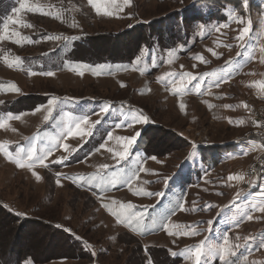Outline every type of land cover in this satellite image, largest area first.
<instances>
[{"label":"rangeland","instance_id":"obj_1","mask_svg":"<svg viewBox=\"0 0 264 264\" xmlns=\"http://www.w3.org/2000/svg\"><path fill=\"white\" fill-rule=\"evenodd\" d=\"M223 1L0 0V264H196L180 253L203 242L221 211L250 208L247 184L261 180L248 170L264 141L247 135L264 101L243 70L250 1L233 24ZM20 2L43 14L14 12ZM197 5L206 20L180 19ZM235 54L243 62L222 78ZM140 113L148 122L134 121ZM54 143L47 167L14 162L20 147L40 155ZM252 200L214 264H264V243L244 254L248 235L264 231ZM129 203L139 222L112 214Z\"/></svg>","mask_w":264,"mask_h":264},{"label":"crops","instance_id":"obj_2","mask_svg":"<svg viewBox=\"0 0 264 264\" xmlns=\"http://www.w3.org/2000/svg\"><path fill=\"white\" fill-rule=\"evenodd\" d=\"M217 1H214L212 5H216ZM211 5V8H214ZM238 5L240 8H242L244 5L242 2H238V0H224L222 2V6L219 8L224 14L223 18H231L232 15L233 21L230 22L233 24L235 19V11L238 9ZM249 9L248 14H244L242 12V15H246L247 17H250V21L247 22L246 25V31H245V39H244V47H245V57H244V66L243 70L245 73H250L251 78L246 79V88L252 90V95H254L255 99L263 102L264 101V0H250V5L247 7H244ZM239 10V9H238ZM241 10V9H240ZM247 11V10H246ZM206 10H204L203 7L199 8V5H197L196 13L194 10H188L187 12H183L182 14H179L180 19H183L188 23L189 16H196L197 18H194L195 20L201 19L206 20L205 16ZM195 14V15H194ZM205 22V21H204ZM236 23V22H235ZM230 24V25H231ZM180 37L183 38V35L180 33ZM186 40V36L184 37V41ZM205 40V39H204ZM227 60V61H226ZM225 61L230 66L233 62L234 65V71H229L227 75H225L222 78H227L228 76L232 75L233 72L237 71V66H240L238 64H241L243 62V57L238 55H231L226 57ZM242 72V71H241ZM260 150L264 149V145L259 142L258 144ZM260 181V180H256ZM248 188L251 193L249 201L250 202V208L253 205L252 199H257V202L260 203V207H264V180H261L260 183L254 182L247 184ZM245 210V213L237 212L235 211H229V210H223L219 213L217 216V223L213 227L212 231H210L207 234V237L203 239V242L207 243V245H224V237H227V243L230 241V236H227L228 232L231 233L232 230L237 229L240 225V219L244 217L247 220L248 218L252 216V210L251 209ZM264 212V211H262ZM219 217V218H218ZM232 234V233H231ZM261 239L263 241H261ZM237 239L233 240L235 242ZM257 241H261L260 243ZM232 242V241H230ZM264 243V231L261 233H252L248 235V238L245 241V255L250 256L251 251L260 244ZM246 251H249L246 253ZM227 256V255H226ZM218 257V256H217ZM216 258H213L210 264H214L217 260ZM219 258V257H218ZM226 260V259H225Z\"/></svg>","mask_w":264,"mask_h":264},{"label":"snow or ice","instance_id":"obj_3","mask_svg":"<svg viewBox=\"0 0 264 264\" xmlns=\"http://www.w3.org/2000/svg\"><path fill=\"white\" fill-rule=\"evenodd\" d=\"M130 2V0H124L125 4H128ZM89 3H92V0H89ZM113 3H115V0H113ZM242 4H244L245 6L247 5V0H242ZM21 10H25L28 12H41L42 13V9L40 8H32L30 7L26 2H20L19 3V8L14 9V12L19 13ZM97 11H99V9H97ZM43 14V13H42ZM110 14V13H108ZM10 22L13 24L19 23V21L17 20H11ZM24 27H29L30 25H22ZM8 29V24H4V30L7 31ZM13 35H18V33H13ZM56 39H59L60 37H55ZM239 39H242L243 37H238ZM0 39H3V37H0ZM65 40H67V37H64ZM16 43H20L19 40L15 41ZM17 62H19V58H17ZM10 67H14L15 64H11L9 65ZM98 67H103V66H98ZM46 75H53V73L48 72L45 73ZM81 75L83 74V72L80 73ZM192 79H196L195 77H192ZM123 86V85H122ZM217 86H219L217 84ZM14 87V86H13ZM195 88L198 90L200 88V84L197 83L195 85ZM16 91H19V89H15ZM0 103H2V101H0ZM58 99L56 97H52L50 100V104L48 107V112H49V116L51 115V112L54 110L55 107L58 106ZM184 105L181 104V108H183ZM227 107H232V106H227ZM103 112L107 113L109 110V105H103L102 109ZM49 116H46L45 119L47 120L49 118ZM84 121H87V117L83 118ZM135 122H148V117L144 116L143 113H140L137 117L134 118ZM76 129L77 131H79L80 129V124L77 123L76 124ZM72 133V128L68 127L66 130H62L61 135H69ZM91 133H89L90 135ZM137 136H139V133H137L135 136L131 137L128 140V143L131 144L132 142H134L137 138ZM32 139H38V137H33ZM120 139H128V138H120ZM60 146L59 144L54 143L52 145V147L48 148L46 151H42L40 155H37V149H36V144H32L27 150H26V154H25V149L23 147H20L17 152L15 153L17 159L14 161L18 166L20 167H24V163H22L23 160H27L28 163V167H32V164L34 162H39L41 165L47 167V165L45 164V160L47 159V157L51 154V152L53 151V149L55 147ZM66 150L68 149V145L64 144L62 145ZM69 157H64L63 159L60 160H56L53 161V163H59V164H63L66 160H68ZM154 159V158H153ZM103 168H107V165H103ZM58 176H60L61 174H57ZM37 179H39V177L37 176ZM95 177H89L87 178V180L85 182H87L88 184H92V182L95 180ZM124 181H126L127 177L123 178ZM229 180L233 179V177H229ZM80 180H85L84 177H80ZM59 182V181H58ZM123 182V181H122ZM113 185H115L116 181L113 180L111 182ZM145 195H153V193H145ZM155 195H160L159 193H156ZM105 207H107V205H105ZM134 209V205H132L131 203L127 204V205H121L120 206V211L117 212H113L112 214L114 216L117 217L118 220H120L121 217H124V219H126L128 221L129 224H131L134 220L136 222L140 221V217H141V213L135 212L133 211ZM195 210V209H193ZM258 210L260 211H264V207H259ZM251 218V217H249ZM164 227H167V225H165ZM174 234V233H172ZM192 235H195L196 233L193 231L191 232ZM224 241L225 244L227 243V237H224ZM261 247H264V245H261ZM230 250L226 247H223L221 245H208L205 246L204 242H201L200 245H198L194 250L193 249H186L185 252L180 253L181 255H186L187 257L191 258V257H195L196 260V264H200V262L203 260L205 261V264H210L211 260L213 258H216L217 256H219L221 259L224 258L225 253L229 252ZM173 255H176V253H172ZM23 264H33V261L29 258L23 261Z\"/></svg>","mask_w":264,"mask_h":264},{"label":"built area","instance_id":"obj_4","mask_svg":"<svg viewBox=\"0 0 264 264\" xmlns=\"http://www.w3.org/2000/svg\"><path fill=\"white\" fill-rule=\"evenodd\" d=\"M249 4H250V2H249ZM251 116H252L253 120L255 121L254 126L259 128V130L258 131H250L249 135H247V136L248 137H255L259 140L264 141V121H263L264 110L260 109L257 111L255 108H253L251 110ZM241 141H245V139H242ZM248 176H249V178H251V180H253L255 178V180H253V181L264 180V152L262 153L261 158L258 161V163H254L252 166H250V168L248 170Z\"/></svg>","mask_w":264,"mask_h":264},{"label":"trees","instance_id":"obj_5","mask_svg":"<svg viewBox=\"0 0 264 264\" xmlns=\"http://www.w3.org/2000/svg\"><path fill=\"white\" fill-rule=\"evenodd\" d=\"M148 128H150V127H148ZM148 128H147V129H148ZM145 135H146V134H144V136H145Z\"/></svg>","mask_w":264,"mask_h":264}]
</instances>
